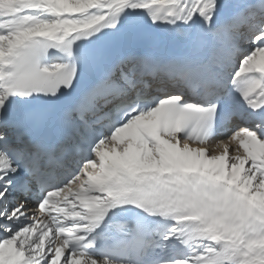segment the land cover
Returning <instances> with one entry per match:
<instances>
[{"label":"snow or ice","instance_id":"6c2138e0","mask_svg":"<svg viewBox=\"0 0 264 264\" xmlns=\"http://www.w3.org/2000/svg\"><path fill=\"white\" fill-rule=\"evenodd\" d=\"M0 264H264V0H0Z\"/></svg>","mask_w":264,"mask_h":264},{"label":"bare ground","instance_id":"6f19581e","mask_svg":"<svg viewBox=\"0 0 264 264\" xmlns=\"http://www.w3.org/2000/svg\"><path fill=\"white\" fill-rule=\"evenodd\" d=\"M226 2L227 3H229V4H233V3H237L238 2V0H226ZM238 143V142H237ZM235 145H232V147H234ZM213 149L210 147L209 148V151L211 152ZM220 151H222V149H220V150H217V154H219V152Z\"/></svg>","mask_w":264,"mask_h":264}]
</instances>
